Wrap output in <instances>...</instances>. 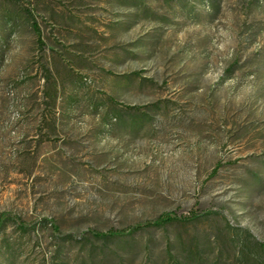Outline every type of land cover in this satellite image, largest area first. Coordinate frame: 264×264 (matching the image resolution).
Wrapping results in <instances>:
<instances>
[{
    "label": "rangeland",
    "instance_id": "obj_1",
    "mask_svg": "<svg viewBox=\"0 0 264 264\" xmlns=\"http://www.w3.org/2000/svg\"><path fill=\"white\" fill-rule=\"evenodd\" d=\"M0 264H264V0H0Z\"/></svg>",
    "mask_w": 264,
    "mask_h": 264
},
{
    "label": "trees",
    "instance_id": "obj_2",
    "mask_svg": "<svg viewBox=\"0 0 264 264\" xmlns=\"http://www.w3.org/2000/svg\"><path fill=\"white\" fill-rule=\"evenodd\" d=\"M33 25H34L35 30H39L37 22H33ZM37 33L39 34V32H37ZM193 217L196 218L197 216H193ZM180 220H182V218H180L179 216H177L173 213H164V214L160 215L154 221H148L146 223L138 224V225L132 227V229L128 232L111 230L109 232H92V235L94 237L101 238V239H109V238H113V237L125 236L127 234L132 235V234H134V233H136V232H138L144 228L164 227L166 225L173 224V223L178 222Z\"/></svg>",
    "mask_w": 264,
    "mask_h": 264
}]
</instances>
